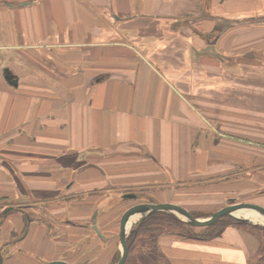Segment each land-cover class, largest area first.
Returning <instances> with one entry per match:
<instances>
[{"label": "crops", "instance_id": "0c3cea01", "mask_svg": "<svg viewBox=\"0 0 264 264\" xmlns=\"http://www.w3.org/2000/svg\"><path fill=\"white\" fill-rule=\"evenodd\" d=\"M132 191L264 207V0H0V264H108ZM158 249L264 264V229Z\"/></svg>", "mask_w": 264, "mask_h": 264}, {"label": "trees", "instance_id": "16d2710c", "mask_svg": "<svg viewBox=\"0 0 264 264\" xmlns=\"http://www.w3.org/2000/svg\"><path fill=\"white\" fill-rule=\"evenodd\" d=\"M195 217L201 216L200 213L192 212ZM207 216V215H204ZM250 225L246 221L225 215L219 218L215 223L203 226V231L198 232L189 222L180 219L177 215L169 211H155L143 218L132 229L127 244L129 254L133 244H139L137 249L142 253L144 264H157L159 255L158 239L161 235L176 234L186 238L211 240L223 234L228 226L233 225ZM254 226V225H253ZM264 229V227L256 225ZM113 264V263H112Z\"/></svg>", "mask_w": 264, "mask_h": 264}, {"label": "water", "instance_id": "95a60500", "mask_svg": "<svg viewBox=\"0 0 264 264\" xmlns=\"http://www.w3.org/2000/svg\"><path fill=\"white\" fill-rule=\"evenodd\" d=\"M125 196L131 197V198L137 197L136 194L134 193H127ZM242 208L255 210L256 212L264 216V207L259 204L250 203V202H240V203L234 202V203L228 204L220 208L213 214H211L209 217H206L203 219L195 217L189 210H187L186 208L178 204H174V203H139V204H136L135 206L131 207L123 214L121 221H120L119 237H120V243H121L123 252L117 264H125L126 262V259L129 253V248L127 244V238H128L127 225H128L130 218H132L133 216L137 214L141 216L139 219L140 221L155 211H171V212H176L180 214L181 216L185 218V221L189 222L190 224L194 226H208V225L215 223L219 218L225 215H233L234 211H237ZM96 216H97V212L94 215L95 220H96ZM244 220L248 221L249 219L244 218ZM93 228L98 235H100L101 237L105 236L102 233V231L99 229L96 222L94 223ZM1 261H2V256L0 255V262ZM44 264H69V263L63 260H57V261L46 262Z\"/></svg>", "mask_w": 264, "mask_h": 264}, {"label": "rangeland", "instance_id": "374dc122", "mask_svg": "<svg viewBox=\"0 0 264 264\" xmlns=\"http://www.w3.org/2000/svg\"><path fill=\"white\" fill-rule=\"evenodd\" d=\"M130 193H134V194H136V196L138 195H140V197H139V200L136 198V199H130V198H125V199H127L126 201H128L129 203H130V205L131 204H133V205H136V204H139V203H142V202H144V201H146L144 198L142 199L141 198V196H142V194H140V193H135V192H130ZM118 199H119V197L118 196H116V195H111V197H110V199L108 200V208L110 209H113V208H115V205H118L117 203H118ZM123 199V198H122ZM253 199V198H252ZM254 200V199H253ZM243 202V201H240V200H236L235 202ZM116 202V203H115ZM234 203V202H233ZM231 204V203H230ZM97 212V211H96ZM95 212V213H96ZM169 212H171V211H169ZM95 213L93 214V216L95 215ZM173 214H175V215H177L180 219H183V220H185V218L183 217V216H181L180 214H178V213H176V212H172ZM195 213H200L201 214V216H199L198 218H206V217H204V214L206 215L207 213H204V212H195ZM232 217H234V218H237V219H241V220H243V221H246V220H244V218H240V217H236V216H234V215H231ZM140 217L141 216H139L138 218H137V220H139L140 219ZM137 222V221H136ZM136 222L133 224V225H131L128 229H127V235H128V237H129V235H130V233H131V231H132V229L135 227V224H136ZM248 223H251V224H253V225H258V226H261V227H264V226H262L261 224H256L254 221H252V220H248L247 221ZM198 232H201V231H203V226H197L196 228H195ZM139 244H137V242H136V244L134 243L133 244V246H132V250H131V252H130V254L128 253V257H127V259H126V262H125V264H144V260L142 259V253L140 252V250H138L137 249V246H138ZM116 247H117V251H116V254L115 255H113V257H112V259L110 260V262L108 263V264H116L119 260H120V258H121V256H122V252H123V250H122V246H121V244H120V241H119V227L117 228V234H116ZM156 259H157V264H168L167 262H166V260L164 261V262H162L163 260H162V258H161V256L160 255H158V258L156 257Z\"/></svg>", "mask_w": 264, "mask_h": 264}, {"label": "bare ground", "instance_id": "6f19581e", "mask_svg": "<svg viewBox=\"0 0 264 264\" xmlns=\"http://www.w3.org/2000/svg\"><path fill=\"white\" fill-rule=\"evenodd\" d=\"M233 215L236 217L245 218V219H249V220H252L254 222H257V223L264 224V216L261 215L260 213L256 212L255 210H252V209L242 208V209H239L237 211H234ZM139 216L140 215L137 214V215L133 216L132 218H130L128 225H127V229L131 225H133L136 221H138L137 218Z\"/></svg>", "mask_w": 264, "mask_h": 264}]
</instances>
